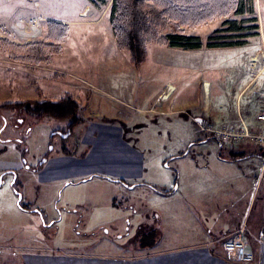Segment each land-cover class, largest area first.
Masks as SVG:
<instances>
[{
  "label": "rangeland",
  "instance_id": "rangeland-1",
  "mask_svg": "<svg viewBox=\"0 0 264 264\" xmlns=\"http://www.w3.org/2000/svg\"><path fill=\"white\" fill-rule=\"evenodd\" d=\"M109 8L102 0H0L3 15L37 16L5 29V38L14 34L21 43L0 38L5 42L0 43V264H24L25 255L50 251L126 256L164 232L169 238L192 232L193 218L203 223L205 217L190 198L186 173L194 169L193 162L181 155L213 163L222 142L205 128L215 116L236 125L248 111L262 110L258 99L241 108L245 92L240 98L238 93L255 73L251 66L264 63V0H256L254 7L259 33L245 42L210 47L208 36L222 27L223 20L215 18L182 27L202 39L201 47L151 42L140 66L117 46L108 26ZM78 10L87 17H77ZM68 15L78 24L70 27L62 51L47 54L39 64L31 55L24 60L17 45L46 41L49 17ZM254 54H263V60L250 61ZM253 84L245 96L258 85ZM168 91L163 99L160 93ZM65 96H72L79 108V121L72 127L73 118L29 116L6 107ZM240 109L245 112L239 116ZM226 150L224 146L225 155ZM258 161L262 157L244 163ZM180 180L185 189H178ZM156 189L177 190L175 200ZM260 190L254 193L246 224H253L261 209ZM226 193L215 187L208 201L214 205ZM224 210L217 207L222 215ZM179 211L182 216H175ZM246 224L220 240L223 251L240 229L247 244L254 239L264 245L257 236L261 231L247 236Z\"/></svg>",
  "mask_w": 264,
  "mask_h": 264
},
{
  "label": "crops",
  "instance_id": "crops-1",
  "mask_svg": "<svg viewBox=\"0 0 264 264\" xmlns=\"http://www.w3.org/2000/svg\"><path fill=\"white\" fill-rule=\"evenodd\" d=\"M77 17H87V15L85 11L78 10ZM22 18L36 19L37 16L19 12L17 16L9 17L0 13V38H5V35H3L7 34L5 29L17 26L21 23ZM49 19L66 23L70 27L78 24L77 20L74 17H70V15L67 17L52 16ZM96 20L98 21V18H93L91 21L97 23ZM108 26L109 28L111 27L109 22ZM6 38L10 43H21V40L17 39L14 34L12 36L6 35ZM262 56L263 54H254L249 57V60H253L252 62L257 59L261 60ZM255 65H257L255 69H252L253 67L251 66V71L254 70L255 73L252 75L249 83L243 86L238 93V98H240L241 94L245 92L241 97V105H243L241 108H246L249 105L254 106V104H251L252 100L258 99V105L260 102V105L264 102V70L262 68L264 63H261L259 67L258 64ZM251 82L258 85L250 91L248 96H245L251 88H248ZM205 84L208 91L209 83L205 82ZM169 93V91L166 93L162 92L160 95H163L162 98L164 99ZM243 98H245L244 102ZM243 112L245 110H238V115L240 116ZM256 114L252 113L251 110L250 112L248 111L247 115L243 114L250 127L254 130L264 127L263 123L256 120ZM218 117L220 118L219 114L215 116L209 128H218L222 125L231 124V122H220L221 119ZM211 137L214 138L212 135ZM247 141L249 140L236 143L237 145L222 143L220 145L221 150L216 152L213 163L210 161H200L199 159L193 160L192 157H188L189 154L185 157L181 155L182 158H190L189 160L193 162L191 164L194 166V169L186 173L191 180L193 191V196L191 194L192 197L190 198L196 199V204L201 208L200 214L205 217L201 219V221L204 220L203 223L193 218L194 222L192 221V225L195 227L192 232L184 236L178 234L179 236L171 238L164 232L163 235L161 234L159 238L152 240L148 245L141 243L140 246L146 245V247L136 250L138 253L134 254V252L126 256L119 254L106 255L101 252L87 254L85 252L60 253L50 251L48 254H27L25 255L24 264H243V262L231 261L226 258L222 248V241L220 242V240L225 236L233 234L238 228L246 224L245 220L248 215V209L252 204L254 193L257 190L261 191V187H263L260 202L261 209L256 215L253 224L248 223L250 218L248 216V224L246 226L249 232L247 236L253 237V235L258 234L260 231H264V149L255 142L249 141V144ZM252 144L258 147L255 148ZM224 146H227L228 149L226 150L228 151L226 155L223 154ZM203 155L202 153H198L196 156L202 157ZM260 157H262V163H259V161L257 163H244L245 161L256 160V158ZM182 176L183 170L180 169V178ZM212 186L214 188H222V191L226 190L228 193H226L225 198L223 196L222 201L219 200L220 203L216 202L214 205L208 201L214 189ZM181 187L183 188V182L180 180L178 189ZM176 192L177 190H172L169 195L159 192L158 194L175 200ZM201 192H203L204 196H202ZM218 195V199L221 198V195ZM222 202L228 206L222 207ZM240 203H242L241 207L238 206ZM209 204L214 206L213 209ZM216 206L219 211L225 208V212L223 213L224 219H221L222 213L217 211ZM232 211H236V215ZM218 213L220 217H217L216 214ZM189 214L192 215V212L189 211ZM174 215L182 216L180 211ZM167 219L168 215L164 214V223H167ZM248 249L254 253V259L247 262L248 264H264V245H258L254 239H250Z\"/></svg>",
  "mask_w": 264,
  "mask_h": 264
},
{
  "label": "trees",
  "instance_id": "trees-1",
  "mask_svg": "<svg viewBox=\"0 0 264 264\" xmlns=\"http://www.w3.org/2000/svg\"><path fill=\"white\" fill-rule=\"evenodd\" d=\"M109 4L108 20L119 49L128 51L131 61L140 66L147 60L149 43L182 48H199L202 39L186 33L182 27L192 28L222 19V27L208 36L210 47H229L246 41L259 33L254 17L255 0H102ZM227 18V19H225ZM70 26L60 21H49L44 42L17 45L26 61L31 57L39 64L47 54L60 53L61 43L69 36ZM48 42V43H46ZM0 43H5L0 39ZM6 107L20 108L29 116L55 119L73 118L79 121L78 105L72 96L57 101H24ZM157 192L169 195L172 191ZM19 205L21 200H19Z\"/></svg>",
  "mask_w": 264,
  "mask_h": 264
},
{
  "label": "built area",
  "instance_id": "built-area-1",
  "mask_svg": "<svg viewBox=\"0 0 264 264\" xmlns=\"http://www.w3.org/2000/svg\"><path fill=\"white\" fill-rule=\"evenodd\" d=\"M261 108L262 110L256 114V120L264 125V102L261 104ZM205 130H208L214 138L224 144L233 145L237 142L249 140L264 149V127L254 130L246 119H241L236 125L226 124L218 128L208 127ZM257 236L260 244H264V231H261ZM224 252L226 258L231 261L250 262L253 259V254L249 251L248 244L245 242L243 229L237 231L231 239L225 242Z\"/></svg>",
  "mask_w": 264,
  "mask_h": 264
},
{
  "label": "bare ground",
  "instance_id": "bare-ground-1",
  "mask_svg": "<svg viewBox=\"0 0 264 264\" xmlns=\"http://www.w3.org/2000/svg\"><path fill=\"white\" fill-rule=\"evenodd\" d=\"M205 85H206V84H205ZM171 88H173V86H172V85H171ZM173 89H174V88H173ZM171 92H172V91H171ZM167 97H168V95H166V96H165V98H167Z\"/></svg>",
  "mask_w": 264,
  "mask_h": 264
},
{
  "label": "flooded vegetation",
  "instance_id": "flooded-vegetation-1",
  "mask_svg": "<svg viewBox=\"0 0 264 264\" xmlns=\"http://www.w3.org/2000/svg\"><path fill=\"white\" fill-rule=\"evenodd\" d=\"M78 118H79V117H78ZM67 119H68V118H67ZM72 122H73V121H72ZM76 123H77V122H76ZM76 123H75V124H76ZM75 124H74V125H75ZM74 125H72V123H71V125H70V126L72 127V126H74Z\"/></svg>",
  "mask_w": 264,
  "mask_h": 264
}]
</instances>
